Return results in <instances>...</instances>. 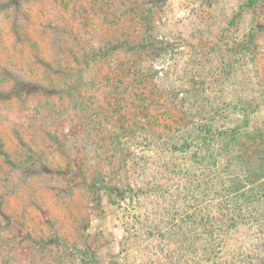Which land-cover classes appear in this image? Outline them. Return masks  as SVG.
I'll return each mask as SVG.
<instances>
[{
    "label": "rangeland",
    "instance_id": "rangeland-1",
    "mask_svg": "<svg viewBox=\"0 0 264 264\" xmlns=\"http://www.w3.org/2000/svg\"><path fill=\"white\" fill-rule=\"evenodd\" d=\"M209 119L264 167V0H0V264H264Z\"/></svg>",
    "mask_w": 264,
    "mask_h": 264
},
{
    "label": "trees",
    "instance_id": "trees-1",
    "mask_svg": "<svg viewBox=\"0 0 264 264\" xmlns=\"http://www.w3.org/2000/svg\"><path fill=\"white\" fill-rule=\"evenodd\" d=\"M184 133L185 137L182 139V145H184L185 148L189 147L188 140L194 141L196 147L200 149L213 147L216 152H218V154H214L216 157L213 155L214 160L216 159L218 161L217 158H219V154L222 151L226 156L225 160H228L230 164L235 160L238 161L243 159L241 161L242 166L246 165V168L250 169L248 172L254 173L262 171V168H264L261 162H253L250 158L246 159V154L249 153L248 148H246L245 144H243L242 149L238 145L241 133L232 126L217 127L215 123L209 119V121L192 123L190 129H188V133L185 131ZM216 162L214 164H216Z\"/></svg>",
    "mask_w": 264,
    "mask_h": 264
}]
</instances>
